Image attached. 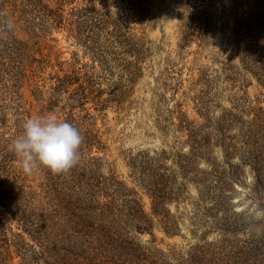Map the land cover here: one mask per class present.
<instances>
[{
    "label": "rangeland",
    "instance_id": "rangeland-1",
    "mask_svg": "<svg viewBox=\"0 0 264 264\" xmlns=\"http://www.w3.org/2000/svg\"><path fill=\"white\" fill-rule=\"evenodd\" d=\"M232 2L150 0L139 16L128 0H72L65 8L88 14V24L98 14L106 23L33 31L13 23L33 61L13 88L0 84V150H9L18 175L12 184L26 213L47 218L57 208L52 198L63 181L44 169L26 175L12 142L27 118L73 115L82 131L100 141L86 147L82 158H101L105 176L111 173L152 218L151 233H132L160 264H264V124L256 118H264V86L228 46ZM192 16L209 21L204 40ZM89 38L98 41L97 51ZM71 72L79 79L59 86ZM88 81L94 83L84 104L71 110L72 95ZM97 96L107 99L104 107ZM144 153L164 158L163 167L175 173V199L163 207L174 225L169 233L152 213L141 182ZM230 180L234 186L220 191V183ZM44 224L32 227L0 204L8 264H44L38 254L45 242L28 235ZM66 235L61 244L77 242Z\"/></svg>",
    "mask_w": 264,
    "mask_h": 264
},
{
    "label": "trees",
    "instance_id": "trees-1",
    "mask_svg": "<svg viewBox=\"0 0 264 264\" xmlns=\"http://www.w3.org/2000/svg\"><path fill=\"white\" fill-rule=\"evenodd\" d=\"M71 1L0 0V10L8 13L12 23L20 22L23 29L29 31L54 24L77 28L78 24L86 23L90 29L95 25H104L105 19L101 14L94 18V25H90L87 23V19L91 18L88 14L81 13L82 11L75 7L66 9L65 5ZM207 1L211 2V0ZM128 2L139 16H143L150 5V0H128ZM232 5L228 10L231 11L232 24L228 46L238 56L241 67L260 78L264 86V0H233ZM244 6L246 8L240 10ZM192 18L193 22L199 25L197 31L204 40L209 31L208 19L204 18L205 21L202 22L199 16ZM116 33H118L116 29L111 32L114 37ZM94 38H89L87 42L97 51L98 41ZM30 57V48L18 38L14 26L11 33H0V84L6 87L4 84L6 81L10 85L5 90L13 88L21 81L20 78L25 76L27 65L31 66L33 61L28 60ZM73 73L64 74L59 80V86L65 87L79 79L70 77L75 76ZM126 80L132 83L133 77L129 76ZM93 83L88 81L87 86L80 85L77 88L81 92L79 95H74L78 92L72 95L71 110L74 107H82L87 98L85 91H90ZM105 102L107 99L102 100L97 96V104L104 107ZM256 118L259 123L264 124V118ZM64 120L77 127L84 139L80 148L79 163L68 173L56 175L63 181L58 184L55 189L56 194L52 198L57 203V208L47 218L36 212L26 213L25 200L20 193H17L19 187L12 184L18 178V175L14 178L13 160L9 156V150L4 148L0 150V204L7 213L32 227H39L40 224L45 223L41 230L36 228L33 233L28 234L36 241L45 242L40 244L42 251L38 254L44 264H160L159 258H155L148 247L134 240L132 233V231L151 233L152 218L144 212L137 199L124 194L123 184L115 180L111 173L105 176L101 158L83 159L81 156L86 147L100 144L97 135L82 131L73 115ZM163 159L150 158L144 153L140 173L142 185L151 198L152 213L159 217V221L164 224V230L169 233L173 231L174 225L171 226L172 221L169 220V214L163 207L168 201L175 199V194L171 192L174 189L175 173L163 167ZM160 168L165 171L160 172ZM260 180L257 177V181ZM235 181L221 182L218 188L222 191L233 187ZM67 233L74 234L77 242L69 241L68 244H61ZM6 246L7 237L0 233V264H8Z\"/></svg>",
    "mask_w": 264,
    "mask_h": 264
},
{
    "label": "clouds",
    "instance_id": "clouds-1",
    "mask_svg": "<svg viewBox=\"0 0 264 264\" xmlns=\"http://www.w3.org/2000/svg\"><path fill=\"white\" fill-rule=\"evenodd\" d=\"M12 30L8 13L0 10V33ZM22 129L11 147L26 175L38 169H47L54 175L66 174L79 163L84 138L72 123L49 113L27 118Z\"/></svg>",
    "mask_w": 264,
    "mask_h": 264
}]
</instances>
